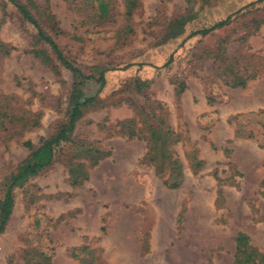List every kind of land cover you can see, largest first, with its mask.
Returning <instances> with one entry per match:
<instances>
[{
  "label": "rangeland",
  "instance_id": "rangeland-1",
  "mask_svg": "<svg viewBox=\"0 0 264 264\" xmlns=\"http://www.w3.org/2000/svg\"><path fill=\"white\" fill-rule=\"evenodd\" d=\"M113 1L114 23L96 28L78 27L70 4L49 1L63 32L54 38L62 54L84 73L106 69L105 84L94 103L76 112L71 142L14 190L0 234V264H35L38 254L49 264H79L68 251L81 245L99 250L105 264H231L237 232L247 236L257 264H264V0ZM1 4L0 41L14 50L0 56V95H14L22 105L29 99L24 108L39 118L20 137L0 140V196L7 176L29 153L25 142L33 149L62 124L71 85L66 70L58 68L55 78L24 53L33 30ZM126 8L133 33L120 44L115 32ZM184 16L190 19L183 34L160 44L167 24ZM226 17L225 27L188 37ZM254 20L260 22L256 29ZM223 46L230 58L226 77L216 61ZM254 73L243 87L226 83ZM133 78L147 81L142 93L128 83ZM174 79L184 84L178 96ZM94 90L88 84L84 92ZM127 100L153 125L150 114L160 116L162 108L166 124L181 137L173 147L182 172L178 188L167 189L141 163L143 140L118 133V122L133 119L135 130L145 134ZM258 112L257 119L240 122L251 137H234L229 120ZM80 142L108 155L90 166ZM191 155L200 168L191 167ZM75 164L87 178L72 186L68 166Z\"/></svg>",
  "mask_w": 264,
  "mask_h": 264
},
{
  "label": "trees",
  "instance_id": "trees-1",
  "mask_svg": "<svg viewBox=\"0 0 264 264\" xmlns=\"http://www.w3.org/2000/svg\"><path fill=\"white\" fill-rule=\"evenodd\" d=\"M50 0H42L43 5H36L34 0H1V7L10 6L19 17V19L30 26L33 33L29 39V49L24 53L30 55L41 66L49 69L51 74L57 78L59 76L58 68L66 70L71 77V85L67 97V106L64 113V120L58 129L47 139L39 142L37 147L30 148L28 142H25L29 153L27 156L16 165L14 170L7 176L3 193L0 196V234L2 233L6 221L10 215L13 205L14 190L24 185L30 178L39 174L48 168L55 158L56 150L62 145L71 142V135L74 128V117L76 112L80 109L94 103L97 100L98 94L104 87V73L107 71L102 67H92L88 73H84L72 62H70L60 51L54 38L61 36L63 32L58 27V21L49 9ZM70 4L69 12L77 16L78 27L96 28L104 24L114 23V1L113 0H63ZM3 15V13H2ZM131 12L124 10L122 14V26L115 32V40L124 44L126 40L132 35L133 28L131 22ZM190 18L177 17L171 20L166 27L163 38L160 44L169 40H173L181 36L184 32V26ZM41 20V21H40ZM230 21L229 17L219 20L208 27H203L192 31L188 37L204 36L213 32L214 30L225 27ZM3 23V18L0 20V25ZM260 24L259 21L254 20V29ZM220 55L216 61L220 63L219 70L222 75L226 77L227 72L224 70L230 64V59L225 55L224 46L219 48ZM14 50L13 47L8 46L0 41V56H7ZM218 55V53H217ZM171 58L163 64V67L169 65ZM254 74L248 76H238L230 80H226L229 86L243 87L245 83L252 80ZM137 94L142 93L144 87L147 85L146 80H139L133 78L131 83ZM92 84L95 86L93 93L86 94L84 92L85 86ZM174 93L176 96L180 95L184 90V84L181 80L174 79ZM29 99L20 104V100L14 95H0V140L7 141L13 138L20 137L24 132L34 128L38 123L39 114L31 113L24 108L28 105ZM128 105L132 108L135 115L138 116V121L141 124L142 131L135 130V123L133 119L122 120L117 123L118 133L125 136L127 139H140L145 142V152L141 158V163L151 166L154 175L162 179V184L167 189H176L182 181L181 165L173 150L181 137L171 131L166 124L165 113L162 108L158 107L161 112L160 116L151 113V117L155 120V124L150 123L147 117L141 110L137 109L135 104L127 100ZM258 113H247L245 115H235L229 122L234 124V137L250 138L251 133L248 130L241 129L240 122L244 118L254 116L257 119L260 116ZM144 117V118H143ZM243 122V121H242ZM80 142L79 149L84 157L89 159L90 166H94L99 160L108 155L107 152L97 150L90 145L83 146ZM192 168H200L201 161L196 160L192 155ZM70 177V184L72 186L80 185L87 178L86 172L82 165L75 164L68 166ZM216 200L222 199V192L218 188L215 192ZM179 223V220H177ZM234 254L231 264H257L256 253L254 249L248 244V238L241 232L235 233L233 236ZM99 250L89 249L87 246L81 245L69 249L68 255L72 259L78 260L79 264H105L98 257ZM40 260L35 264H49V258L42 254H38ZM264 258V256H263ZM264 261V259H263Z\"/></svg>",
  "mask_w": 264,
  "mask_h": 264
}]
</instances>
